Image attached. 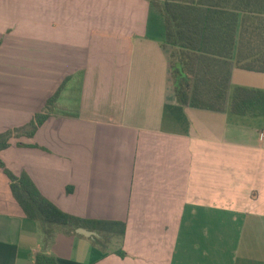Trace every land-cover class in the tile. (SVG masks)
<instances>
[{"label": "crops", "instance_id": "0c3cea01", "mask_svg": "<svg viewBox=\"0 0 264 264\" xmlns=\"http://www.w3.org/2000/svg\"><path fill=\"white\" fill-rule=\"evenodd\" d=\"M170 51L149 0H0V133L65 81L1 160L60 210L126 224L124 257L59 228L46 244L0 169V264H264V114L230 109L264 72L232 58L222 110L183 106Z\"/></svg>", "mask_w": 264, "mask_h": 264}, {"label": "trees", "instance_id": "16d2710c", "mask_svg": "<svg viewBox=\"0 0 264 264\" xmlns=\"http://www.w3.org/2000/svg\"><path fill=\"white\" fill-rule=\"evenodd\" d=\"M162 14L165 43L171 47L170 65L176 101L183 106L220 111L224 108L231 59L236 67L264 72V0H149ZM226 71L221 76V68ZM61 84L42 111L19 128L0 133V152L12 137H32L50 116ZM235 114L263 115L264 92L237 87L231 103ZM0 169L25 216L39 224L45 243L56 229L82 227L94 231V246L108 251L112 236L125 234L123 221L87 219L60 210L45 198L25 172L15 175L0 158ZM114 253L124 257L122 249ZM35 264H57L53 255L37 253Z\"/></svg>", "mask_w": 264, "mask_h": 264}, {"label": "rangeland", "instance_id": "374dc122", "mask_svg": "<svg viewBox=\"0 0 264 264\" xmlns=\"http://www.w3.org/2000/svg\"><path fill=\"white\" fill-rule=\"evenodd\" d=\"M64 83H65V81L62 82L63 86H64ZM120 241H121V238L120 237H118V236H112L110 238V241L107 243L108 251H111V250L114 251V250H116L119 247V245H120ZM95 247H97V246H95ZM97 248H99V247H97Z\"/></svg>", "mask_w": 264, "mask_h": 264}, {"label": "water", "instance_id": "95a60500", "mask_svg": "<svg viewBox=\"0 0 264 264\" xmlns=\"http://www.w3.org/2000/svg\"><path fill=\"white\" fill-rule=\"evenodd\" d=\"M75 231H76V233L83 235V236H86V237H92V236L96 235V233L94 231H90V230H88L86 228H82V227L76 228Z\"/></svg>", "mask_w": 264, "mask_h": 264}]
</instances>
